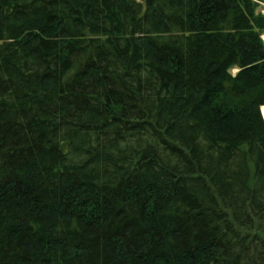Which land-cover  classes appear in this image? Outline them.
Wrapping results in <instances>:
<instances>
[{"label":"trees","instance_id":"obj_1","mask_svg":"<svg viewBox=\"0 0 264 264\" xmlns=\"http://www.w3.org/2000/svg\"><path fill=\"white\" fill-rule=\"evenodd\" d=\"M263 33L254 0H0V264H264Z\"/></svg>","mask_w":264,"mask_h":264},{"label":"rangeland","instance_id":"obj_2","mask_svg":"<svg viewBox=\"0 0 264 264\" xmlns=\"http://www.w3.org/2000/svg\"><path fill=\"white\" fill-rule=\"evenodd\" d=\"M257 5V11L260 13H264V2H260L259 0H254ZM262 36V35H261ZM233 72H236V68L232 69Z\"/></svg>","mask_w":264,"mask_h":264},{"label":"bare ground","instance_id":"obj_3","mask_svg":"<svg viewBox=\"0 0 264 264\" xmlns=\"http://www.w3.org/2000/svg\"><path fill=\"white\" fill-rule=\"evenodd\" d=\"M261 113H262V115L264 117V106L261 107Z\"/></svg>","mask_w":264,"mask_h":264}]
</instances>
